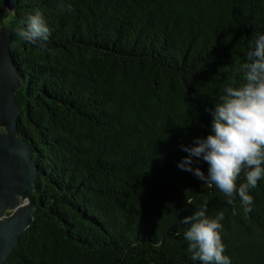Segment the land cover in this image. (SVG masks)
I'll return each mask as SVG.
<instances>
[{"label":"trees","instance_id":"trees-1","mask_svg":"<svg viewBox=\"0 0 264 264\" xmlns=\"http://www.w3.org/2000/svg\"><path fill=\"white\" fill-rule=\"evenodd\" d=\"M37 11L49 40H18ZM2 28L23 79L17 133L37 168L33 222L4 264H200L182 222L205 201L208 216L224 213L231 264H264V180L252 210L237 197L233 215L218 188L178 167L238 86L264 0H17L10 12L0 0Z\"/></svg>","mask_w":264,"mask_h":264},{"label":"clouds","instance_id":"clouds-1","mask_svg":"<svg viewBox=\"0 0 264 264\" xmlns=\"http://www.w3.org/2000/svg\"><path fill=\"white\" fill-rule=\"evenodd\" d=\"M67 10L71 11V5ZM15 32L20 41L35 43L39 40L41 44L47 42L51 35L39 11L28 17L26 22L21 21ZM239 72L241 80L238 86L225 87L215 103L211 134L206 138H196L195 146L182 145L189 155L178 164L182 170L193 172L209 187L214 185L218 188L227 204L233 206V215L237 214V197L245 212L252 210L253 197L249 190L264 180V34L256 38ZM232 83L236 85V81ZM192 157L202 158L208 163L207 176L200 168L193 169ZM241 174L245 182L238 185ZM207 206L205 201L182 222L190 225L183 235L191 260L200 264H231L229 257L224 255L225 245L220 234L224 213L218 211L210 217L206 214Z\"/></svg>","mask_w":264,"mask_h":264},{"label":"water","instance_id":"water-1","mask_svg":"<svg viewBox=\"0 0 264 264\" xmlns=\"http://www.w3.org/2000/svg\"><path fill=\"white\" fill-rule=\"evenodd\" d=\"M17 0H3L10 9ZM9 34L0 30V264L18 244L19 237L33 222L37 168L28 143L17 133L18 111L15 92L23 79L12 62ZM10 214L4 217V213Z\"/></svg>","mask_w":264,"mask_h":264},{"label":"rangeland","instance_id":"rangeland-1","mask_svg":"<svg viewBox=\"0 0 264 264\" xmlns=\"http://www.w3.org/2000/svg\"><path fill=\"white\" fill-rule=\"evenodd\" d=\"M5 10H6L7 12H10V11L12 10V8H11V7H10V9L5 8ZM4 30H5V29H4ZM16 121H17V119H16ZM3 131H4L3 127L0 128V132H3ZM9 214H10V212H6V213H4V217L8 216Z\"/></svg>","mask_w":264,"mask_h":264}]
</instances>
